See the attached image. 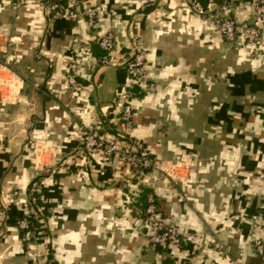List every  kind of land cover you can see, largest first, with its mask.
I'll return each instance as SVG.
<instances>
[{
  "label": "crops",
  "instance_id": "crops-1",
  "mask_svg": "<svg viewBox=\"0 0 264 264\" xmlns=\"http://www.w3.org/2000/svg\"><path fill=\"white\" fill-rule=\"evenodd\" d=\"M196 1L241 4L235 16L254 20L253 0ZM13 2L0 0V56L14 49L0 61V264H32L17 220L37 175L45 213L38 244L57 264H264L255 247L264 246V224L252 219L264 220V45L226 42L184 0H92L99 32L86 18L48 21L38 5ZM106 31L117 42L111 60L142 36L145 83L156 84L134 98L133 134L156 161L143 179L83 147L97 119L121 129L113 99L127 71L99 63ZM71 61L76 90L67 81ZM144 187L164 221L193 240L151 244L147 203H136Z\"/></svg>",
  "mask_w": 264,
  "mask_h": 264
},
{
  "label": "built area",
  "instance_id": "built-area-1",
  "mask_svg": "<svg viewBox=\"0 0 264 264\" xmlns=\"http://www.w3.org/2000/svg\"><path fill=\"white\" fill-rule=\"evenodd\" d=\"M39 1V0H38ZM46 2L45 10L52 19L67 18L78 21L86 18L89 26L98 31L101 28L100 6L92 3V0H40ZM194 14L209 18L224 40L230 44L241 43L254 48L264 45V0H253L252 9L254 20H239L235 14L243 5H232L227 1L209 8L201 6L196 0H184ZM98 44L108 54L99 59V63H120L127 71V80L113 99L114 105L119 107L120 114L116 120L121 125L118 130L116 125L110 123L109 128L97 119L84 131L82 138L83 147L92 155L103 159L118 158L127 165L138 178L143 179L145 173L152 169L156 161L144 139L134 136L135 108L134 98L146 92H153L156 84H146L149 69L146 61V49L141 35H134L132 46L128 54L120 53L115 60H111V53L117 49V42L112 31L99 33ZM79 65L71 61L67 65V81L71 88L77 89L79 82ZM138 88V89H136ZM113 127V128H111ZM41 193L40 176H35L31 181L28 198L23 202L24 213L17 220L19 228L26 232L33 247L32 264H57L48 245L39 247L42 240V226L35 224V219L40 221L42 207L39 205ZM14 194H18L17 191ZM144 211V225L147 228L151 244L155 247H166L169 244L178 245L194 239L192 233L180 234L177 227L164 221L159 213L156 195L152 192L146 199ZM255 223H263L264 220L254 215ZM258 253H264L261 240L255 241ZM233 264H243L241 258L233 261Z\"/></svg>",
  "mask_w": 264,
  "mask_h": 264
},
{
  "label": "rangeland",
  "instance_id": "rangeland-1",
  "mask_svg": "<svg viewBox=\"0 0 264 264\" xmlns=\"http://www.w3.org/2000/svg\"><path fill=\"white\" fill-rule=\"evenodd\" d=\"M14 2L13 3H15L17 6L18 5H29V4H36V5H38L40 8H41V11H42V14L44 15V17H46L47 19H48V21H49V18H51V15H48L47 13H46V10H45V5H46V2H44V1H38V0H13ZM5 50H9L8 52H7V54H8V56H9V54H10V50H14L13 48H12V46H7V48H4ZM8 56L6 55V56H0V61L1 62H3V61H8L9 59H8ZM7 63V62H6Z\"/></svg>",
  "mask_w": 264,
  "mask_h": 264
},
{
  "label": "trees",
  "instance_id": "trees-1",
  "mask_svg": "<svg viewBox=\"0 0 264 264\" xmlns=\"http://www.w3.org/2000/svg\"><path fill=\"white\" fill-rule=\"evenodd\" d=\"M136 89H138V88H136ZM150 191L151 190L149 188L144 187L142 189L141 193L139 194V196L136 198V203L137 204H140V206H142V208L145 206L146 198H147V196H148V194H149ZM38 203L41 206V196L40 195H39ZM41 213L43 214L44 212L41 211ZM41 218H42V215H41L40 219ZM34 221H35V224L37 226H41L42 225V221H40L38 218H36Z\"/></svg>",
  "mask_w": 264,
  "mask_h": 264
}]
</instances>
